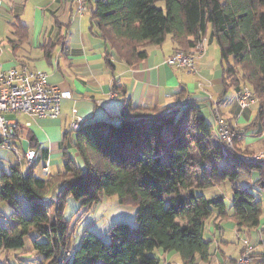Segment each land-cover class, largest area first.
Returning <instances> with one entry per match:
<instances>
[{
	"label": "trees",
	"instance_id": "1",
	"mask_svg": "<svg viewBox=\"0 0 264 264\" xmlns=\"http://www.w3.org/2000/svg\"><path fill=\"white\" fill-rule=\"evenodd\" d=\"M88 10L97 34L128 66H137L147 58L148 47L162 45L169 36L175 51L215 41L226 91L239 93L248 84L260 110L242 132L230 127L235 150L224 148L219 135L213 139L205 101H188L182 91L170 106L138 108L127 100L118 116L83 121L76 131L83 165L69 157L62 172L39 175L45 155L36 152L26 173L15 165L0 175V202L17 212L4 224L0 213V251L23 249L25 237L35 230L44 240L34 241L43 263L31 264H60L65 251L71 254L66 264H162L151 254L155 249L179 253L182 264H197L198 258L207 263L206 224L226 217L227 207L224 195L205 191L230 181L236 222L249 228L260 225L264 162L242 161L236 152L242 151L248 131L264 133V0H95ZM14 31L18 40H27L24 25L16 24ZM109 53L107 64L113 67ZM254 171L259 178L251 188L234 184ZM112 196L136 206V227L116 223L106 233L109 241L88 230L74 247L71 221L64 216L68 198L88 211ZM24 203L30 207L26 215L19 211Z\"/></svg>",
	"mask_w": 264,
	"mask_h": 264
},
{
	"label": "crops",
	"instance_id": "2",
	"mask_svg": "<svg viewBox=\"0 0 264 264\" xmlns=\"http://www.w3.org/2000/svg\"><path fill=\"white\" fill-rule=\"evenodd\" d=\"M85 3L89 9L95 0H86ZM18 23L27 28L28 38L24 42L15 35ZM97 31L91 10L79 14L73 0H0L1 66L8 69L26 64L46 72L50 84L73 93V100L62 102L58 118H33L23 114L16 115V120H13L23 127L20 138L16 140L20 152L23 155L29 150L43 153L45 160L39 166L44 167L50 160L51 174L62 172L69 157L79 165L77 157L71 155L72 150L78 153L77 133L71 129L74 110L84 122L99 120L110 115L118 116L127 100L138 108L170 106L182 91L188 97L205 101L203 112L213 126L215 118L212 111L217 106L227 125L236 131L255 119L253 105L242 110L237 103L236 89L226 91L221 51L215 41L209 39L204 51L196 54L197 73L188 75L167 63V58L176 50L170 36L162 45L148 47L147 58L137 66H128L115 57ZM107 53L113 67L107 64ZM242 120L248 123L240 125ZM28 122L31 126L25 127ZM255 132L252 130L251 134H245L244 145L247 143L251 147V140H262L264 133ZM244 145L240 148L247 150ZM2 151L0 148V175L15 165L26 173L28 165L25 159L21 163L16 159H3ZM25 162L27 168L23 169ZM238 180L234 184L240 189L254 185L253 181L248 183L244 179V183H240ZM233 200L234 197L230 209L226 205V217L212 218L207 222L204 238L210 243L211 256L207 263L198 258L197 264H236L246 251L252 255V264H264L262 215L258 227L240 226L233 217ZM88 230L95 231L89 227L83 234ZM165 256L163 264H182L177 252H164Z\"/></svg>",
	"mask_w": 264,
	"mask_h": 264
},
{
	"label": "built area",
	"instance_id": "3",
	"mask_svg": "<svg viewBox=\"0 0 264 264\" xmlns=\"http://www.w3.org/2000/svg\"><path fill=\"white\" fill-rule=\"evenodd\" d=\"M77 4L78 13L87 12L85 0H73ZM207 40H204L189 53L185 51H175L167 58L170 66L184 70L188 75L194 74L197 69L196 54L204 51ZM116 95V94H115ZM195 98L189 97L188 101ZM65 100H73V93L69 90L61 89L57 85L49 83L48 74L41 70H35L26 64H20L8 69H4L0 64V148L10 149L21 163L26 160L27 165L31 166L36 158V152L29 150L23 155L16 144L20 138L23 127L14 121H8L5 114H26L33 118H58L61 115V104ZM256 102L249 88H244L238 93L237 103L242 110L250 108ZM215 121L219 127V140L224 148L234 149V132L229 128L222 117L220 109L215 107ZM83 119L74 110V119L71 129L77 131L81 127ZM31 124L26 123L25 127ZM238 157L245 162H264V153L252 156L241 155L236 152ZM43 175L50 174V160H48L42 170ZM69 256L62 260L60 264H66ZM236 264H252L251 254L244 252L237 260Z\"/></svg>",
	"mask_w": 264,
	"mask_h": 264
},
{
	"label": "rangeland",
	"instance_id": "4",
	"mask_svg": "<svg viewBox=\"0 0 264 264\" xmlns=\"http://www.w3.org/2000/svg\"><path fill=\"white\" fill-rule=\"evenodd\" d=\"M87 12H89V10H87ZM215 45L218 46L216 43ZM190 51H188L187 53H189ZM196 73H197V69L194 72V74ZM245 86H246L245 88L250 89V86H248V84ZM193 100H199V99L197 98ZM259 110H260V101L256 100L255 104L252 106V111L255 114V116L258 114ZM5 117L8 121H13V120H16L17 118L16 114H9V113L5 114ZM247 123L248 122L245 123L242 120V122H240V125H245ZM239 131L242 132V129ZM214 132H215V135L213 139L216 141V136L219 132V127L216 122L214 126ZM235 132H237L236 129H235ZM249 133L250 131L247 132V134ZM244 143H245V140L243 139L242 144H240V146L244 145ZM243 148L247 150L241 149L242 151H239V152L237 151L241 155L252 156L254 154H260V152L261 154L264 153V137L262 138V140H257V139L251 140V147L247 146V143H246V145H244ZM1 153H2L3 159L7 158L12 161L16 159L18 161V157L8 148L3 147V151ZM71 155L74 157H77V161L79 165H83L82 160L81 158H79V155L77 152L74 153V150H72ZM26 168L27 166L25 162L23 169H26ZM41 168H42V165L37 168V173L39 175H42ZM6 169L7 171H9L10 167L7 166ZM258 178H259V173L257 171H254L250 176H241L238 182L244 183L243 180L246 179L248 183L250 182L252 183V181L254 182L255 179L257 180ZM232 186H233L232 183L230 181H227L220 185L212 187L211 189H208L207 191H205V193H207L208 196H212L215 194L225 195V203L227 207L230 209L232 199L234 197ZM258 198L262 200L263 202L262 220L264 221V195L258 194ZM136 209H137L136 206L126 205V204L124 205L120 202L119 197L112 196V197H104L101 203L94 206L92 210L87 211L85 208H81L80 203L74 197H69L67 204H66L64 216H65V219L71 221V229H72V236H73L72 239L74 238L73 246L76 248L79 247L82 241L83 232L85 231V229L86 230L89 229V227L92 229H95V231H97L98 234L103 236V239L105 241L110 240L109 236L106 235V233L116 223H120L122 221V222L127 223L131 229H134L136 227V223H135ZM15 211H16L15 208L10 203L0 202V213H2L4 216V218L1 220V223L4 224L3 220H8V221L12 220V215L14 213H17ZM19 211L23 215L29 214L30 207L27 203H24L23 207H21ZM230 222H233V221H230ZM34 241H39V242L44 241V240H40V238L37 237L35 230L31 231L30 234L25 237V246L23 249H20L17 251H10V252L0 251V263L1 264H22L23 262H21L19 258H21L23 261H26L25 264H31L32 261H37V263L39 261L40 263H43L42 259H40L36 255V252L34 249ZM69 253H70L69 251H65V254H64L65 258L67 255L69 256ZM151 254L153 256L160 258L162 261V264L165 263V258L167 257L166 256L164 257V252L161 249H155ZM171 261H173L172 257H171Z\"/></svg>",
	"mask_w": 264,
	"mask_h": 264
}]
</instances>
